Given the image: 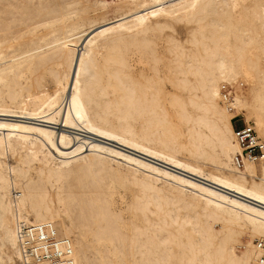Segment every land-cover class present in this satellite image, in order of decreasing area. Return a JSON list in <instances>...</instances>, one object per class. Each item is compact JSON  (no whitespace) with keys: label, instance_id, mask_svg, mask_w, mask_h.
I'll use <instances>...</instances> for the list:
<instances>
[{"label":"bare ground","instance_id":"6f19581e","mask_svg":"<svg viewBox=\"0 0 264 264\" xmlns=\"http://www.w3.org/2000/svg\"><path fill=\"white\" fill-rule=\"evenodd\" d=\"M240 116L264 141V0H0V264H264Z\"/></svg>","mask_w":264,"mask_h":264},{"label":"built area","instance_id":"2783aa9c","mask_svg":"<svg viewBox=\"0 0 264 264\" xmlns=\"http://www.w3.org/2000/svg\"><path fill=\"white\" fill-rule=\"evenodd\" d=\"M222 99L229 103L231 101L232 90L228 84H223ZM235 135L240 146V152L236 155L237 164H241L243 157L256 158L258 156H264V141L258 136L254 126L247 122H242L235 129ZM48 225L40 226L38 229L40 232L46 231ZM53 239V238H51ZM258 246H264V238L257 241ZM45 255V256H44ZM47 258L48 256L44 254Z\"/></svg>","mask_w":264,"mask_h":264},{"label":"rangeland","instance_id":"374dc122","mask_svg":"<svg viewBox=\"0 0 264 264\" xmlns=\"http://www.w3.org/2000/svg\"><path fill=\"white\" fill-rule=\"evenodd\" d=\"M111 14H109L110 16ZM5 118V116H1V118ZM6 118H9V119H14V117H11V116H6ZM243 121V117L240 116L239 117V122H242ZM173 123H177L179 124V126L182 128L183 131H186V128L184 126V124L182 122H173ZM251 123L253 124V122L251 121ZM89 135L90 137H95L94 139H99V140H102L104 141L105 143H111V145H116V143L110 141V140H107V139H104V138H101V137H98L96 135H92V134H87ZM182 156H185L187 157L188 155L187 154H180ZM130 196H131V188L129 186V184H126L122 187H119L118 191L116 192L115 194V202H116V206L117 208H120L122 210V214L123 216L126 218L128 215H127V212H126V205L128 204V202L130 201ZM242 249L243 246L239 245L237 247V249Z\"/></svg>","mask_w":264,"mask_h":264}]
</instances>
